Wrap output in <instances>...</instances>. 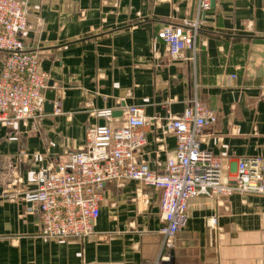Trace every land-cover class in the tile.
<instances>
[{"label": "crops", "instance_id": "crops-1", "mask_svg": "<svg viewBox=\"0 0 264 264\" xmlns=\"http://www.w3.org/2000/svg\"><path fill=\"white\" fill-rule=\"evenodd\" d=\"M23 34L55 92L53 111L13 128L0 125V264H148L160 253L162 192L109 181L94 233L83 240L45 236L26 194L85 147L88 131L119 127L136 106L147 124L139 160L159 173L176 148L167 130L194 99L216 113L202 150L237 177L241 159L264 160V0H217L202 15L197 54L172 56L157 40L164 27L196 15L198 0H17ZM5 54L0 51V75ZM60 113L56 114V109ZM111 110L113 119L95 116ZM264 197L233 193L191 199L175 264H264ZM215 220V225H214Z\"/></svg>", "mask_w": 264, "mask_h": 264}, {"label": "built area", "instance_id": "built-area-1", "mask_svg": "<svg viewBox=\"0 0 264 264\" xmlns=\"http://www.w3.org/2000/svg\"><path fill=\"white\" fill-rule=\"evenodd\" d=\"M213 1L217 0H198L195 16L159 31L156 39L166 44L172 56L187 50L195 59L201 17L211 9ZM28 28L25 7L17 0H0V51L5 54L0 75V125L8 128L43 115L50 88L47 74L40 70L39 54L25 47L23 34ZM55 113L59 114L60 109ZM123 114L122 126L105 123L88 131L85 147L70 155L59 170L42 173L38 188L26 194L24 200L39 212L46 237L67 240L91 236L101 214L105 184L136 181L162 192L161 250L158 258L148 264H175L176 238L187 223L191 199L233 193L264 197L262 158L241 159L236 179L228 182L223 178L220 159L202 150L204 130L217 117L197 99L167 124V130L176 138V148L162 173L139 160L146 141L141 131L147 124L143 110L130 106ZM95 116L111 121L113 112L101 110Z\"/></svg>", "mask_w": 264, "mask_h": 264}, {"label": "water", "instance_id": "water-1", "mask_svg": "<svg viewBox=\"0 0 264 264\" xmlns=\"http://www.w3.org/2000/svg\"><path fill=\"white\" fill-rule=\"evenodd\" d=\"M215 1H213L214 3ZM49 86H52L51 84ZM46 103H45V109L49 112L53 111V104L50 102H54L55 100V92L54 91H47L46 92Z\"/></svg>", "mask_w": 264, "mask_h": 264}, {"label": "rangeland", "instance_id": "rangeland-1", "mask_svg": "<svg viewBox=\"0 0 264 264\" xmlns=\"http://www.w3.org/2000/svg\"><path fill=\"white\" fill-rule=\"evenodd\" d=\"M84 239H86V238H84ZM69 240H83V239H68L67 241H69Z\"/></svg>", "mask_w": 264, "mask_h": 264}]
</instances>
